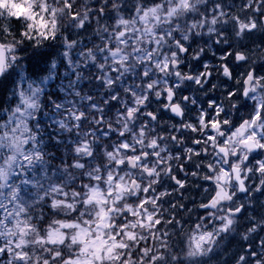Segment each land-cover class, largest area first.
<instances>
[{
    "label": "clouds",
    "instance_id": "9594fccd",
    "mask_svg": "<svg viewBox=\"0 0 264 264\" xmlns=\"http://www.w3.org/2000/svg\"><path fill=\"white\" fill-rule=\"evenodd\" d=\"M0 264H264V0H0Z\"/></svg>",
    "mask_w": 264,
    "mask_h": 264
}]
</instances>
